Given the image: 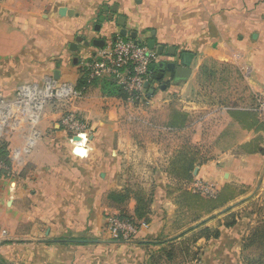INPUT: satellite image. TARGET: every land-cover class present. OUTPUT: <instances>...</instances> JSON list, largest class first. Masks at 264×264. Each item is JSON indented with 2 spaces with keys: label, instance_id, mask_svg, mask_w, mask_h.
<instances>
[{
  "label": "crops",
  "instance_id": "1",
  "mask_svg": "<svg viewBox=\"0 0 264 264\" xmlns=\"http://www.w3.org/2000/svg\"><path fill=\"white\" fill-rule=\"evenodd\" d=\"M120 18L142 44L165 47L157 65L193 54L191 77L165 72L136 106L110 79L89 84L81 64L97 60L120 34ZM233 75L244 90L235 100L223 95ZM28 86H74L82 94L64 107L45 106L26 159L9 154L10 171L0 178V264H156L169 249L174 264H194L198 248L199 264H246L243 244L253 226L240 220L246 209L239 206L264 190L257 110L264 0H0V89ZM67 111L90 128L79 142L82 157L61 123ZM200 181L217 196L226 187L256 191L197 219L178 196ZM141 207L147 220L135 216ZM121 211L149 228L135 240L113 241L107 217ZM231 217L237 223L227 226ZM203 228L220 235L197 239Z\"/></svg>",
  "mask_w": 264,
  "mask_h": 264
},
{
  "label": "built area",
  "instance_id": "2",
  "mask_svg": "<svg viewBox=\"0 0 264 264\" xmlns=\"http://www.w3.org/2000/svg\"><path fill=\"white\" fill-rule=\"evenodd\" d=\"M159 61L160 56L157 51H151L145 44H137L133 39L122 38L119 34L113 42L100 52L97 60L83 62L81 69L85 80L89 84L98 79L114 81L125 95L126 102L136 106L144 104L149 98L146 84L153 81L152 67L157 65ZM54 92H56V96L61 101L67 98L75 99L82 94L76 91L74 86H63L60 89H56V91L52 87H46L42 91L38 87L28 86L19 90L18 99L13 103L6 102L0 94V137L3 135L4 128L8 126L13 118L8 108L12 107V105L16 108L25 106L30 112V116L36 118L31 111L35 112L37 105H39L37 107L38 110L45 102L54 98ZM257 103V110L264 117V94L257 96ZM62 125L71 136L70 142L73 145L81 146L79 142L74 141L75 137L82 139L83 137H90L89 126L76 114L67 113ZM12 129L17 131L15 126ZM38 139L39 135L33 132L27 142V152ZM5 169L7 167L0 161V171ZM200 190L207 196L213 197L217 195L212 186L201 187ZM148 228L149 224L145 222L139 223L132 218L125 219L121 215L114 214L107 217V230L113 241L127 242L135 240L139 237L142 229Z\"/></svg>",
  "mask_w": 264,
  "mask_h": 264
},
{
  "label": "rangeland",
  "instance_id": "3",
  "mask_svg": "<svg viewBox=\"0 0 264 264\" xmlns=\"http://www.w3.org/2000/svg\"><path fill=\"white\" fill-rule=\"evenodd\" d=\"M232 80L235 81L234 86H232V85L229 86L227 91H224L223 95L230 96L232 99L235 100V98L237 99V97L239 95H241L244 92V90L241 86H238V87L236 86L237 79L235 78L234 75H233V77H231L230 83ZM45 88H46L45 86H42V87H40V90L44 91ZM55 91H56V89H55ZM205 91H208V89ZM216 91H217V89H216ZM0 93L6 102H15L18 99L17 98L18 97V94H17L18 90H16V89L7 90L6 93L4 90L0 89ZM54 95H55L54 98L45 102V104L41 108H39L37 110V107L39 106V105H37L35 112L31 111L32 113L35 114L37 119L35 117H31L32 119H30V117H29L30 112L28 111V109L25 106H23L21 108H16L12 105V107L8 108V110L10 111L13 118L11 119L8 126L4 128L3 135L0 137V143L5 144L4 146H5L6 152L8 154H10L11 156H15L18 153L17 157L19 158V156H20L19 160H24V158L26 159V156L28 154L27 149L25 148V146L27 145L26 140L30 138L29 133L32 134L31 130H34V132L39 135V133L37 131V126L39 124L41 114H42L43 110L45 109V106L50 105V104H57L59 106H63V105H61L63 102L61 100H59V98L56 96V92H54ZM38 98H39V96H38ZM19 107H20V105H19ZM56 109L61 110L60 108H56ZM67 113H68V111H67ZM67 113L66 112L64 113L62 120H61V123L63 122ZM14 126L17 127V131L12 129V127H14ZM63 128H64V126H63ZM21 143H22V145H21ZM33 145L30 147V149H32ZM30 149H29V151H30ZM201 187H210V186L208 184H205V183L200 181V182H198L197 187L195 189H193L192 191L193 192L196 191V192L200 193L201 196L206 198V199H213V198L217 197V195H214L213 197L207 196L205 193H203L200 190ZM251 189L252 188H250L249 191L251 192V194H254V192L256 190L251 191ZM242 191H244L245 197H246V195H251V194H248L249 191L246 190V188H243ZM258 191L259 192L256 193V196L254 195V197H253V198H255L254 201L246 200V202L243 203L244 205L239 206V208L241 207L240 209L242 211L244 209H246V212L243 211L242 213L239 214L240 220H245L246 223H248L249 227L253 226V229L264 227V190L260 191V188H259ZM260 192H261V195L258 194ZM258 196H259V198H257ZM242 207L244 209H242ZM240 216H242V217H240ZM232 220L234 221V224L237 223L236 217H231L230 223L232 222ZM203 229H205V228H203ZM203 229H201V230H203ZM208 229L215 230V228H208ZM249 235H250V233L248 234V236ZM197 253H198V258H199V254H201V251L199 248H198L197 252H195V254H197ZM248 253H247V256H249ZM250 253H253V254H250L249 259L250 260L256 259L257 256L254 254V252L250 251ZM198 258H197L198 262L194 261L195 262L194 264L200 263ZM157 264H162V263L159 262ZM163 264H168V263H166V261H164ZM179 264H181V263L179 262Z\"/></svg>",
  "mask_w": 264,
  "mask_h": 264
},
{
  "label": "trees",
  "instance_id": "4",
  "mask_svg": "<svg viewBox=\"0 0 264 264\" xmlns=\"http://www.w3.org/2000/svg\"><path fill=\"white\" fill-rule=\"evenodd\" d=\"M152 73H153V80L156 81V76H157L156 70L152 69ZM119 90L121 92V95L125 98V95L122 93L120 88ZM147 96L150 97L148 89H147ZM4 145L5 144L0 143V161H2L5 164L7 169L0 171V178L8 175L10 171L9 154L6 152V148ZM181 172L186 173L189 178L192 177L193 170L183 169L181 170ZM242 195H244V191H242V189L226 187L220 192V194H218L216 198L213 199H206L202 197L201 194L198 192L181 191L178 196V200H179V204L183 208L189 210L190 212L201 214L197 218L200 219L202 215H208L211 214L212 212H215L218 209H222ZM111 197L113 199L115 198L118 202H124L123 196L120 197V196L112 195ZM145 211H146L145 207L136 209L135 216L137 220L139 221L144 219L147 220L146 217L147 214L145 213ZM120 215L122 218L125 219L130 218L125 211H121ZM226 225L232 226L234 225V221L232 220L231 223L229 222ZM219 235L220 232L218 229L212 230L205 228L200 232H198L196 238L198 239L204 237L206 239H212V238L216 239L219 237ZM185 251L188 255L189 250H185ZM250 251L254 252V254L257 256L256 259L254 260L249 259L250 254H253L250 253ZM247 253L249 254V256H247ZM163 256L164 257L158 258L156 260V264L159 262L161 263L162 261H166V263L168 264H174L173 262H174L175 254L173 253L172 249L164 251ZM193 257H194L193 261H196L198 258V253L193 254ZM243 257L245 259L246 264H264V227L252 229L250 231V235L244 240ZM153 264H155V261Z\"/></svg>",
  "mask_w": 264,
  "mask_h": 264
},
{
  "label": "water",
  "instance_id": "5",
  "mask_svg": "<svg viewBox=\"0 0 264 264\" xmlns=\"http://www.w3.org/2000/svg\"><path fill=\"white\" fill-rule=\"evenodd\" d=\"M65 9L62 10V13L65 14ZM125 18L119 19V26L121 27L120 36L122 38H131L133 39L137 44H141L142 41L139 40L138 34L136 32H132L130 30H127L125 28ZM98 46H103L104 44L102 42H97ZM147 47L151 51H157L158 55L161 57L164 54L165 47L158 46L156 41L151 40L147 43ZM168 54L172 57H175V49L170 48L168 49ZM194 59V55L190 53H185L180 56L179 62H170V63H162L159 65H154L152 67L153 70H156L157 68L160 69V72H157L156 81H161L164 76L165 72H169L175 76V79L178 81H185L188 80L192 75L191 65ZM153 80L151 83H147L146 87L150 88L152 83L156 82ZM75 142H81L82 138L75 137ZM76 154L83 156L86 153V150H84L81 147H78L75 151Z\"/></svg>",
  "mask_w": 264,
  "mask_h": 264
},
{
  "label": "bare ground",
  "instance_id": "6",
  "mask_svg": "<svg viewBox=\"0 0 264 264\" xmlns=\"http://www.w3.org/2000/svg\"><path fill=\"white\" fill-rule=\"evenodd\" d=\"M85 140H86V138H85V137H83L82 144H84ZM79 147H80V146H79ZM81 148H83V146H81ZM81 157H82V156H81Z\"/></svg>",
  "mask_w": 264,
  "mask_h": 264
}]
</instances>
